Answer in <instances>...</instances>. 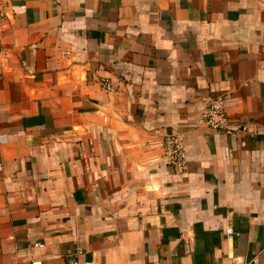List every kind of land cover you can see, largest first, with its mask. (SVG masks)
Returning a JSON list of instances; mask_svg holds the SVG:
<instances>
[{"label": "crops", "instance_id": "crops-1", "mask_svg": "<svg viewBox=\"0 0 264 264\" xmlns=\"http://www.w3.org/2000/svg\"><path fill=\"white\" fill-rule=\"evenodd\" d=\"M0 8V264H264V0Z\"/></svg>", "mask_w": 264, "mask_h": 264}, {"label": "built area", "instance_id": "built-area-1", "mask_svg": "<svg viewBox=\"0 0 264 264\" xmlns=\"http://www.w3.org/2000/svg\"><path fill=\"white\" fill-rule=\"evenodd\" d=\"M3 18L4 13L0 8V21ZM102 86L108 87V84L104 83ZM225 109L226 96L222 94L212 95L200 111V120L212 132H233L238 128H230ZM241 129L245 130L246 127L243 126ZM0 141H3V137H0ZM162 147L166 164L171 166L175 171H182L186 164V152L181 134L176 132L166 134L162 140ZM228 233H231V231H228ZM74 256V253L67 255L68 264H75ZM31 264H40V262L34 261Z\"/></svg>", "mask_w": 264, "mask_h": 264}]
</instances>
